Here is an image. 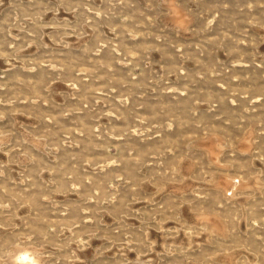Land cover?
<instances>
[{"label":"rangeland","instance_id":"rangeland-1","mask_svg":"<svg viewBox=\"0 0 264 264\" xmlns=\"http://www.w3.org/2000/svg\"><path fill=\"white\" fill-rule=\"evenodd\" d=\"M0 264H264V0H0Z\"/></svg>","mask_w":264,"mask_h":264}]
</instances>
